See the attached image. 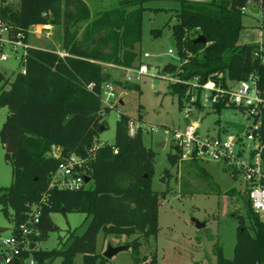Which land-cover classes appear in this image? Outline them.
I'll list each match as a JSON object with an SVG mask.
<instances>
[{
	"label": "trees",
	"instance_id": "1",
	"mask_svg": "<svg viewBox=\"0 0 264 264\" xmlns=\"http://www.w3.org/2000/svg\"><path fill=\"white\" fill-rule=\"evenodd\" d=\"M154 1L117 0V6L96 13L85 0H18V8L5 5L0 9L5 19L26 34L27 41L33 25L61 29L59 51L30 47L26 73L18 72L12 80L0 70V106L10 110L0 139L6 143L11 138L14 144V152L6 154L12 166V183L0 188V205L14 222L13 232L29 224L30 205H40V221L35 224L39 235L28 236L36 246L23 250L14 264L29 257L38 264H52L58 258L59 264H75L78 254L83 255V264H108L109 259L97 249L100 232L134 236L128 241L134 262L146 261L141 257L143 238L156 236L159 230L161 193L153 189L156 152L145 145L143 130L130 134L128 114L121 113L117 120L114 143H105L97 150L89 172L93 186L50 188V183L64 158L72 154L88 156L100 142L97 135L107 127V111L118 107L102 108L104 84L115 81L127 88L138 87L115 79L105 65L134 67L142 62L137 46L142 41L144 14L162 9L147 6ZM178 1L172 35L181 63L169 62L163 72L186 82L198 78L200 82L214 79L224 84L256 73L264 89V44L239 42L244 29L242 8L248 0ZM163 31L158 28L151 33L162 36ZM199 35L206 38V44L196 42ZM169 88L183 107L189 84L170 82ZM222 111L217 107L216 112ZM138 118L142 120L141 112ZM261 139L264 142V120ZM53 146L61 148V157L50 154ZM172 148L168 160L174 167L180 163L181 150L177 145ZM191 162L213 179L200 161ZM164 174L171 177V169L166 168ZM234 192L235 187L225 193ZM247 202L253 224L248 226L240 220L234 256L227 258L219 246L218 264H264V220ZM56 212H82L92 220L80 236L69 231L73 240L67 248L41 249L38 243L56 229L51 216ZM59 242L64 243L63 237ZM148 264H158L157 253L148 258Z\"/></svg>",
	"mask_w": 264,
	"mask_h": 264
},
{
	"label": "rangeland",
	"instance_id": "2",
	"mask_svg": "<svg viewBox=\"0 0 264 264\" xmlns=\"http://www.w3.org/2000/svg\"><path fill=\"white\" fill-rule=\"evenodd\" d=\"M93 13L102 9L117 6V0H85ZM7 5L18 8V0H8ZM180 5L178 0H157L148 3L147 6L159 7V12L147 10L144 14L142 41L137 46L141 55V61L150 66L149 75L142 77L140 81L129 80L138 84L131 89L116 83L119 103L117 108L107 111L105 119L107 127L98 133L101 143L112 145L115 141L116 123L121 113L128 114L131 119L141 121L143 124V140L147 147L156 152L155 170L153 176V189L161 193L159 206V230L158 234L143 238L141 257L148 264V258L157 253L158 264H218L217 250L223 247V253L227 258H233L234 248L237 242V231L240 220L250 226L251 210L248 207L245 181L239 173L235 192L225 193L218 187L214 180L191 160L180 161L176 166H171L168 154L173 151V132L185 127L190 120H199L200 132L212 136H228L236 130L228 125L227 121L241 124H250L240 111L225 109L222 112L205 109L194 112L188 120L185 112L180 108L178 95L173 94L167 78L158 76L164 73V65L172 62L179 64L181 59L176 47L170 44L172 26L177 22L174 10ZM245 11L243 17L244 29L241 31L239 41L241 43L264 44V11L258 14L250 10ZM167 22L170 24L168 25ZM163 28L162 36H154L152 29ZM34 29V28H33ZM61 29L54 25H38L31 33L30 43L46 49H60ZM169 49L174 53L170 54ZM10 58L0 62V70L11 80L20 71L21 65L18 59L8 50ZM148 53L150 56L145 57ZM156 57H162L163 62H156ZM110 68L113 77L117 80L128 81L126 71L115 65L106 64ZM106 69V70H108ZM130 73V72H129ZM136 75V74H135ZM175 75V74H174ZM176 76V75H175ZM123 102V103H122ZM141 109V110H140ZM142 113V120L138 118ZM8 106H0V131L9 115ZM147 126L156 127V131L148 130ZM165 142L164 145H161ZM6 143L0 139V188L8 187L12 183V166L7 156ZM170 168L172 176H166L164 170ZM87 186H93V180ZM56 229L51 231L46 240L38 243L41 249H53L55 247L67 248L73 240V236L82 235L88 228L92 216L82 212H70L67 214L52 213ZM194 219L206 222V226L198 228ZM0 227L7 228L0 232L3 237L10 236L14 222L9 220L2 211L0 205ZM63 237L64 243L60 244L59 238ZM131 237L117 235H105L100 232L97 237V249L104 252L111 243L114 246L128 244ZM119 242V243H118ZM61 258L52 264H59ZM75 264H83V255L78 254ZM108 264H135L134 253L131 248L122 250Z\"/></svg>",
	"mask_w": 264,
	"mask_h": 264
},
{
	"label": "built area",
	"instance_id": "3",
	"mask_svg": "<svg viewBox=\"0 0 264 264\" xmlns=\"http://www.w3.org/2000/svg\"><path fill=\"white\" fill-rule=\"evenodd\" d=\"M0 0V9L7 5ZM258 8L264 11V0H248L247 5L242 9ZM250 8V10H251ZM31 33V30H30ZM30 47H38L26 40V34L18 31L0 13V62L10 58L9 51L18 59L21 69L19 72L26 73V56ZM40 48V47H39ZM173 54L174 50L169 49ZM61 55L64 53L60 52ZM148 53L145 57H149ZM157 62V61H156ZM126 71V78L140 81L143 76L149 75L150 66L141 62L134 67H121ZM130 72V73H129ZM136 74V75H135ZM173 82L189 84L182 109L185 117L189 120L194 112H201L205 109L216 111L217 107L235 109L240 111L248 120L244 131L232 135H209L200 132L201 123L199 120H190L185 127L174 130V145L181 150L180 161L198 160L201 163H210L220 166L223 170H232V176L239 173L245 181V192L253 210L264 220V142L261 139V128L264 120V89L260 87L259 76L251 73L245 79L229 81L227 84L209 79L200 82L194 78L190 82L181 80L174 74H159ZM93 84H90L92 87ZM102 108H111L119 103L115 84L107 82L104 84L101 93ZM241 124V123H240ZM143 130L141 121L130 120L129 131L134 135L138 130ZM148 130L156 131V127L147 126ZM105 143L96 142L91 148L88 156L72 154L60 163L58 169L51 175L50 188L80 189L87 186L85 176L90 175L91 163L97 158V150ZM115 152H118L115 150ZM52 156L61 157V148L53 146L50 153ZM31 219L29 224H22L20 230L13 232L10 236L3 237L0 233V264H14L15 259L20 257L23 250H30L33 241L28 236L32 233L39 235L35 224L40 221V205H30ZM23 260V262H22ZM21 264H38L35 259L22 258Z\"/></svg>",
	"mask_w": 264,
	"mask_h": 264
},
{
	"label": "water",
	"instance_id": "4",
	"mask_svg": "<svg viewBox=\"0 0 264 264\" xmlns=\"http://www.w3.org/2000/svg\"><path fill=\"white\" fill-rule=\"evenodd\" d=\"M251 11L253 13H259V10L256 8H251ZM170 44L173 47H177L176 44V39L175 36L171 35L170 38ZM196 42L199 43H207L206 38L203 35H199L196 39ZM155 60L158 63H162L163 62V58L162 57H156ZM226 125L236 129L238 132H243L245 125L244 124H240L237 122H233V121H227ZM104 129V128H103ZM165 142H163L161 145H164ZM6 147H7V153H13L14 152V144L12 142L11 138H8L7 142H6ZM202 167L213 177L214 182L220 186V188L224 191L227 192L228 190H230L231 188L235 187L236 185V180L235 178L232 176V170L229 171H225L223 170L220 166L218 165H213L210 163H202ZM85 180L86 183L90 182L92 180V177L89 175L85 176ZM194 221L196 222V225L198 228L204 227L206 226V222H201L199 220L194 219ZM7 228H3L0 227V232L6 231ZM36 244L32 243L31 248H35ZM130 248L129 244H122V245H118V246H114L111 243L107 246L106 250L103 252V255L108 258V259H112L117 253H119L122 250H127ZM23 262V260H22ZM24 263V262H23Z\"/></svg>",
	"mask_w": 264,
	"mask_h": 264
},
{
	"label": "crops",
	"instance_id": "5",
	"mask_svg": "<svg viewBox=\"0 0 264 264\" xmlns=\"http://www.w3.org/2000/svg\"><path fill=\"white\" fill-rule=\"evenodd\" d=\"M256 9H258V8H256ZM259 10V9H258ZM259 12H261V11H259ZM256 14V13H255ZM258 14V13H257ZM39 25H42V26H45V25H43V24H39ZM47 26V25H46ZM37 27H38V25H33L31 28H30V30H31V33L32 32H34V29L36 28L37 29ZM34 28V29H33ZM240 42V41H239ZM241 43V42H240ZM246 43V42H245ZM242 44V43H241ZM259 44H261V43H259ZM123 103V102H122ZM118 237L119 236H122V237H126L125 235H117ZM119 243V242H118Z\"/></svg>",
	"mask_w": 264,
	"mask_h": 264
}]
</instances>
